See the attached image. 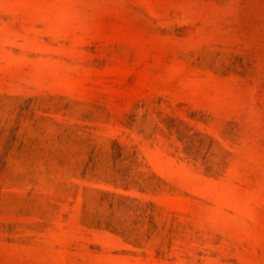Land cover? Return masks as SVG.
I'll use <instances>...</instances> for the list:
<instances>
[{
  "label": "rangeland",
  "instance_id": "1",
  "mask_svg": "<svg viewBox=\"0 0 264 264\" xmlns=\"http://www.w3.org/2000/svg\"><path fill=\"white\" fill-rule=\"evenodd\" d=\"M0 264H264V0H0Z\"/></svg>",
  "mask_w": 264,
  "mask_h": 264
}]
</instances>
